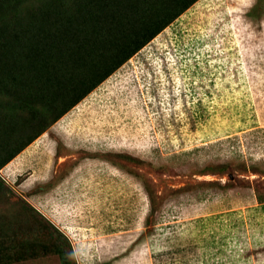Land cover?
Listing matches in <instances>:
<instances>
[{
  "label": "rangeland",
  "instance_id": "374dc122",
  "mask_svg": "<svg viewBox=\"0 0 264 264\" xmlns=\"http://www.w3.org/2000/svg\"><path fill=\"white\" fill-rule=\"evenodd\" d=\"M29 1L0 0V27L35 36ZM28 116L22 137L49 125L0 169V264H60L30 251L64 240L75 264H264V0H196L62 116Z\"/></svg>",
  "mask_w": 264,
  "mask_h": 264
},
{
  "label": "trees",
  "instance_id": "16d2710c",
  "mask_svg": "<svg viewBox=\"0 0 264 264\" xmlns=\"http://www.w3.org/2000/svg\"><path fill=\"white\" fill-rule=\"evenodd\" d=\"M79 1L69 8L65 0H30L25 11L30 14L37 5L34 14L40 19H34L38 27L33 37L17 27V18L12 20L14 28L5 23L0 27V94H4L0 95V169L49 125L22 137L16 129L22 107L29 111L23 128L34 117L51 123L196 0ZM57 72L60 75H54ZM27 94L30 98L25 99ZM7 189L0 178V194ZM5 225L0 238L11 229ZM4 242L0 240V245ZM63 242H37L30 254L36 255L37 248L48 250L58 255L60 264H75L64 252L68 242Z\"/></svg>",
  "mask_w": 264,
  "mask_h": 264
},
{
  "label": "crops",
  "instance_id": "0c3cea01",
  "mask_svg": "<svg viewBox=\"0 0 264 264\" xmlns=\"http://www.w3.org/2000/svg\"><path fill=\"white\" fill-rule=\"evenodd\" d=\"M24 151V150H23ZM17 156V155H16ZM16 164V163H15ZM8 165H12L13 167H15V166H17V164L16 165H14V163L12 162V159L10 160V161H8L2 168H5V167H7Z\"/></svg>",
  "mask_w": 264,
  "mask_h": 264
}]
</instances>
